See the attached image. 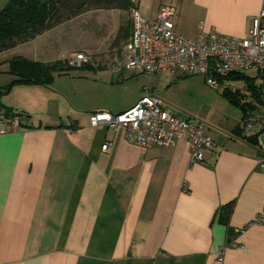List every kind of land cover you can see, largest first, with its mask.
<instances>
[{
  "label": "crops",
  "instance_id": "1",
  "mask_svg": "<svg viewBox=\"0 0 264 264\" xmlns=\"http://www.w3.org/2000/svg\"><path fill=\"white\" fill-rule=\"evenodd\" d=\"M167 2L186 38L243 37L264 9V0H139L137 8L154 17ZM127 18L87 10L0 53V107L30 118L0 135V264H264V222H252L264 209V173L243 136L244 112L223 130L206 127L217 147L204 149L202 162H191L184 137L144 148L127 142L123 127L90 124L94 112L121 113L142 95L143 76L112 89L140 74L111 69L131 34ZM76 53L91 58L79 72L6 87L12 57L52 63Z\"/></svg>",
  "mask_w": 264,
  "mask_h": 264
},
{
  "label": "built area",
  "instance_id": "2",
  "mask_svg": "<svg viewBox=\"0 0 264 264\" xmlns=\"http://www.w3.org/2000/svg\"><path fill=\"white\" fill-rule=\"evenodd\" d=\"M130 2L131 8L126 14L131 23V34L121 58L111 66L115 73L133 70L148 76L163 71L183 76L201 75L210 87L217 89L221 79L233 73L254 70L264 83V26L261 25L264 9L253 19L252 27L243 37L201 31L194 38H186L175 31L178 8L174 2L161 4L154 17H145L139 12V0ZM68 63L81 68L91 63V58L84 53H76L68 59ZM258 94L262 96L260 92ZM261 109L263 111L258 117H254L251 109H246L243 136L257 145V166L264 173V146L260 139L264 134V105ZM90 124L123 127L125 140L144 148L167 147L184 137L189 145L191 162H202V151L217 147L203 122L195 117L177 115L151 92L150 82L143 87L141 97L129 109L118 114L94 112ZM29 125L30 118L26 114L9 113L0 107V135ZM109 145L104 143L101 149L105 151ZM252 222H264V209Z\"/></svg>",
  "mask_w": 264,
  "mask_h": 264
},
{
  "label": "rangeland",
  "instance_id": "3",
  "mask_svg": "<svg viewBox=\"0 0 264 264\" xmlns=\"http://www.w3.org/2000/svg\"><path fill=\"white\" fill-rule=\"evenodd\" d=\"M126 27L131 28L130 21ZM82 45L83 38L75 39L74 43L69 45L71 47L69 50H75ZM68 54L67 52L65 56L67 57ZM71 71L81 70L75 68ZM140 76L144 77V85H146L148 76L140 73L126 79L123 86L112 88L113 92H120L126 87L133 86ZM149 81L154 84L158 92L157 96L165 105L181 117L190 116L204 120L206 127L213 132L235 124L243 115L244 111L241 107L243 104L251 109L254 116L263 111L261 108L264 105V83L254 70L241 71L225 78L217 89L210 87L201 75L182 76L164 72L152 74ZM257 90L262 94L261 97L256 96Z\"/></svg>",
  "mask_w": 264,
  "mask_h": 264
},
{
  "label": "trees",
  "instance_id": "4",
  "mask_svg": "<svg viewBox=\"0 0 264 264\" xmlns=\"http://www.w3.org/2000/svg\"><path fill=\"white\" fill-rule=\"evenodd\" d=\"M130 8V0H7L0 8V53L30 41L42 32L87 10L118 9L127 13ZM73 69L75 67L69 65L67 59L41 63L21 56L12 57L8 61V72L13 79L6 87L30 83L49 85L55 72L66 73ZM223 80L221 79L220 83ZM255 94L260 97L258 90ZM241 107L244 113L249 109L244 104ZM7 112L10 113L8 110Z\"/></svg>",
  "mask_w": 264,
  "mask_h": 264
}]
</instances>
